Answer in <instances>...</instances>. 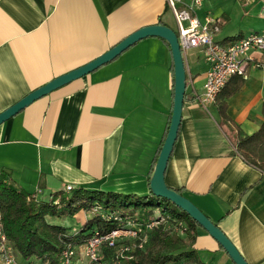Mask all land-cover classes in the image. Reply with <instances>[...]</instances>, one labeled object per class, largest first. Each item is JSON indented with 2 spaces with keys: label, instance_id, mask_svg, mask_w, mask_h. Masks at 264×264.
<instances>
[{
  "label": "crops",
  "instance_id": "1",
  "mask_svg": "<svg viewBox=\"0 0 264 264\" xmlns=\"http://www.w3.org/2000/svg\"><path fill=\"white\" fill-rule=\"evenodd\" d=\"M169 12L166 0H0V112L140 27L159 23L173 29L176 22ZM196 14L201 21L213 17L202 7ZM215 17L221 20L213 34L219 43L264 31L224 34L228 16ZM188 51L183 55L182 116L165 183L182 189L248 264H264V171L235 149L238 137L256 132L264 122V54L252 53L262 65L250 67L239 89L222 98L221 113L216 101L207 107L196 101L207 63L201 49ZM173 73L164 39L150 36L135 42L0 124V170L15 188L49 195L46 200L38 194L45 202L68 184L148 195L170 123ZM83 212L84 221L91 218ZM196 230L194 247L201 262L234 264L207 231L201 226Z\"/></svg>",
  "mask_w": 264,
  "mask_h": 264
},
{
  "label": "trees",
  "instance_id": "2",
  "mask_svg": "<svg viewBox=\"0 0 264 264\" xmlns=\"http://www.w3.org/2000/svg\"><path fill=\"white\" fill-rule=\"evenodd\" d=\"M244 81L245 78L234 75L218 93L216 102L221 113H224L225 106L222 98L239 89ZM235 149L246 161L264 171V122L256 132L238 137ZM174 190L184 195L182 189ZM148 195L151 196V192ZM148 195L135 198L134 194L76 188L68 195L64 191L56 192L45 202L12 186L8 182V173L0 170V221L5 237L21 264H59L60 253L67 245L84 243L95 228L104 233L121 225L122 221L104 220L99 215H92L76 233H72L53 224L50 221L52 217L74 215L80 210L90 212L96 205L106 212H115L139 222L161 215L164 220L147 231L145 247L135 250L128 264H204L194 247L198 223L183 210L171 209L169 206L173 203L165 198L154 196L164 204L149 203ZM143 205H150L152 209L145 210ZM157 208H160L159 212L154 215ZM104 258H108L107 254Z\"/></svg>",
  "mask_w": 264,
  "mask_h": 264
},
{
  "label": "built area",
  "instance_id": "3",
  "mask_svg": "<svg viewBox=\"0 0 264 264\" xmlns=\"http://www.w3.org/2000/svg\"><path fill=\"white\" fill-rule=\"evenodd\" d=\"M176 25V35L181 51L191 48L202 50L207 63L205 81L201 94H196V101L204 107L215 103L218 93L228 80L236 75L247 78L250 67H260L261 60H256L253 52L264 54V31L251 32L230 43L223 44L214 40L213 34L218 30L221 20L210 15L203 21L197 16L196 9L202 0H166ZM65 190L70 192L73 186L68 184ZM40 189L31 193L38 199ZM57 202V201H55ZM91 215H99L104 220H121V225L101 233L94 229L89 238L77 246L67 245L60 253L59 264H128L135 250L143 249L148 240L147 231L156 226L164 217L146 222L123 218L115 212H106L99 205L92 208ZM107 254L108 258H104ZM0 264H21L5 237L0 221ZM33 264H40L35 262Z\"/></svg>",
  "mask_w": 264,
  "mask_h": 264
},
{
  "label": "water",
  "instance_id": "4",
  "mask_svg": "<svg viewBox=\"0 0 264 264\" xmlns=\"http://www.w3.org/2000/svg\"><path fill=\"white\" fill-rule=\"evenodd\" d=\"M150 36L164 39L170 48L173 60L174 85L173 108L166 136L160 147L153 171L149 178V190L155 197L165 198L177 208L186 212L225 250L234 264H248L231 239L212 222L190 199L168 187L164 180L166 166L177 139L182 116V106L186 89V69L176 31L163 24H152L140 27L131 32L108 50L91 61L54 77L43 85L33 89L24 97L0 112V124L18 114L35 100L48 95L55 89L83 77L102 65L112 61L135 42Z\"/></svg>",
  "mask_w": 264,
  "mask_h": 264
},
{
  "label": "rangeland",
  "instance_id": "5",
  "mask_svg": "<svg viewBox=\"0 0 264 264\" xmlns=\"http://www.w3.org/2000/svg\"><path fill=\"white\" fill-rule=\"evenodd\" d=\"M263 5L264 0H202V4L200 7H202L205 11H210V14L213 15V17H219L223 15L228 16V21H226L225 27L223 25V27L225 28L223 32L224 34L228 32H238V34H247L251 31L263 29L264 14L261 11ZM168 15L172 16V13L169 12ZM173 30H177L176 24L173 25ZM189 52L190 51L188 50L186 51L187 55L189 54ZM184 54L185 52L183 53V55ZM71 192L72 191L68 192L64 190L65 195H68ZM138 196L143 195H136L135 198ZM39 197L40 199L42 197H45L44 199L47 200L49 198V195H45L44 193L43 195L39 194ZM147 201L151 204H164L161 200H157V198L152 195H148ZM169 207L171 209L179 210L174 204H171ZM142 208L145 210L152 209V206L143 205ZM159 209L160 208L155 209L153 214L156 215V213L159 212ZM50 221L53 224L63 226L68 232H73V228H80V225L84 222V212L80 210L74 215L52 217ZM197 255H199V252L197 253ZM212 256L216 259L218 258V256H215L214 254ZM198 257L201 259L200 255ZM83 261L81 262V264H86V262Z\"/></svg>",
  "mask_w": 264,
  "mask_h": 264
}]
</instances>
